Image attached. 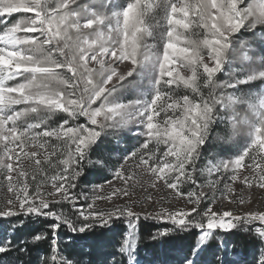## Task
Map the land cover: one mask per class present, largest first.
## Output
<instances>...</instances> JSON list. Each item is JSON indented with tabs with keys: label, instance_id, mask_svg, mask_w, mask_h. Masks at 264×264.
Returning <instances> with one entry per match:
<instances>
[{
	"label": "snow or ice",
	"instance_id": "snow-or-ice-1",
	"mask_svg": "<svg viewBox=\"0 0 264 264\" xmlns=\"http://www.w3.org/2000/svg\"><path fill=\"white\" fill-rule=\"evenodd\" d=\"M253 189L264 0H0V264H140L141 222L166 264H244L241 231L264 264Z\"/></svg>",
	"mask_w": 264,
	"mask_h": 264
},
{
	"label": "trees",
	"instance_id": "trees-1",
	"mask_svg": "<svg viewBox=\"0 0 264 264\" xmlns=\"http://www.w3.org/2000/svg\"><path fill=\"white\" fill-rule=\"evenodd\" d=\"M111 138H108L105 140L104 145H102L104 151L106 152H112V149L116 146V142L112 141L111 143H109V140ZM132 137L131 135H128V137L123 141L124 144H129L131 143ZM121 148V147H120ZM128 148V147H127ZM123 149V148H121ZM212 151V149H209L206 154L208 155V152ZM113 156L118 155L119 153L113 152L112 153ZM102 180H100L99 177H89L88 182L89 183H98ZM68 207V206H66ZM69 211H71L70 207H69ZM4 221H0V223H2ZM34 227L38 230V231H47V227L46 225L43 224H37L34 225ZM119 227L121 228L122 231H126V226L121 224L119 225ZM154 225H152L150 222H141L140 224V228L139 231L137 233L136 236V240H137V252L139 253V262L140 264H166V262L169 260L170 256L172 255V253L167 252L164 248H157L156 246V242L155 241H151L148 237L151 234V231L153 230ZM99 234V233H97ZM122 234V233H121ZM61 237L65 238H69V239H75L74 237L71 236V234L69 235H61ZM229 240L232 241H237L236 246L240 247V251H241V256H242V260L244 262V264H253L254 258L255 256L258 255V248H259V244L257 241L255 240H251V241H247L243 244V246L241 247L238 243L239 240H246L245 235L243 234V232H238L237 236L232 237V236H227L226 237ZM194 240V236H189L187 237V239L185 240H178L177 244H191ZM231 246V245H230ZM49 251V241H41L40 242V252L42 254H48ZM36 253L33 252L31 253V257L35 258ZM29 257H25V259H28Z\"/></svg>",
	"mask_w": 264,
	"mask_h": 264
},
{
	"label": "rangeland",
	"instance_id": "rangeland-1",
	"mask_svg": "<svg viewBox=\"0 0 264 264\" xmlns=\"http://www.w3.org/2000/svg\"><path fill=\"white\" fill-rule=\"evenodd\" d=\"M250 35V33H244V36H245V38H247L248 36ZM147 42L148 43H152V41H151V39L149 38L148 40H147ZM221 76L223 77V74H221ZM130 135V134H129ZM131 137H132V139H131V143H129V144H124L123 142H121L120 144H119V147H121V148H131L134 144H136V138L134 137V136H132L131 135ZM125 140V139H124ZM123 140V141H124ZM210 149H212V148H210ZM215 152H216V150L215 149H212V151H209L208 152V155L206 154V156H211V155H214L215 154ZM101 180V179H100ZM100 182H102V181H100ZM97 183V182H96ZM99 183V182H98ZM238 191H239V189H238ZM6 195V193L5 192H3V191H0V197H3V196H5ZM210 195V194H209ZM244 195H245V197L246 198H250L251 200H252V202H253V204H252V206L254 207V208H261V207H264V191H261V190H258V189H253V190H249V191H246L245 193H244ZM98 203H100L101 205L104 203L103 201H99ZM189 207H191V205H189ZM4 222H2V223H0V224H3ZM71 241V239H69V238H63V237H61V246L63 247V245L65 244V243H68V242H70ZM144 264H146V263H144Z\"/></svg>",
	"mask_w": 264,
	"mask_h": 264
}]
</instances>
